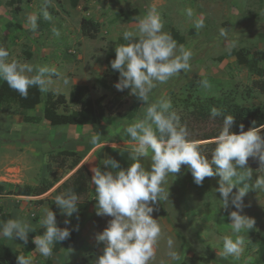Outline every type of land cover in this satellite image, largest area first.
I'll list each match as a JSON object with an SVG mask.
<instances>
[{"label":"rangeland","instance_id":"rangeland-1","mask_svg":"<svg viewBox=\"0 0 264 264\" xmlns=\"http://www.w3.org/2000/svg\"><path fill=\"white\" fill-rule=\"evenodd\" d=\"M9 1L0 0V46L9 51L8 61L30 63L34 67H55L60 73L59 78H52L48 91L41 92V104L28 114L34 116L43 113L48 92H53L55 95L63 94L68 98L75 85L89 87L96 85L97 90L91 91V97L93 99L103 97V102L110 111L106 112L108 116L105 117L104 125L102 122L96 128L94 125L51 128L56 129L58 133L65 131L75 135H86L98 132L103 134L102 137H111L114 139V144L109 145V148L123 149L120 155L113 156L119 163H123L120 164L121 167L132 163L128 158L132 145L124 129L135 119L143 117L146 106L130 94L124 96L122 105H117L115 96L118 91L114 87L117 82L113 80L112 73L107 69L105 59L107 54L115 55V47L119 45L118 39L123 37L122 33L125 30H135V18L143 17L152 7H155L161 16L163 31L167 33L171 29L179 31L185 38L183 46L191 50L193 56L190 60V70L181 71L180 75L166 84H158L150 94V103L161 98L167 99L171 101L173 110L181 112L184 100L190 95L204 98L226 96L242 106L264 108V93L253 87V81L264 80V75L257 76L250 73L247 68L236 63L235 57L227 56L226 42L219 36V29L225 28L229 30L230 38L238 41L235 50L246 48L252 51H264V0H80L76 8L72 7L68 0H51L47 11L52 16V20L46 21L41 17L35 31L26 24L27 16L32 13L39 14L44 7V0L31 2L22 0L20 5L22 10L18 15H14L13 8L8 6ZM189 7L194 12L191 18L186 15V9ZM83 17L92 19L99 25L100 34L97 39H89L82 35L80 21ZM200 18H203L205 26L196 30L194 22ZM54 28L60 32L59 37L53 34ZM64 78L68 79L67 84L64 83ZM99 79L106 81L107 88L98 84ZM204 79L211 84L210 89L206 90L201 86L200 81ZM17 111L16 103L8 99L4 113L16 116ZM137 112L139 116H135ZM53 136L54 134L50 133L48 140H52ZM56 138L58 139L57 136ZM49 141L39 142L38 147H34L32 151H26L22 145H16L19 139H11L6 142L8 145L0 148V167H26L15 174L0 172L8 179L20 181V184L16 182L8 184L7 191L17 193L19 187L39 188L52 181V176H46L45 168L46 157L54 150V146L49 144ZM141 163L146 170L150 169V158H143ZM99 166L104 170L100 163ZM258 166L253 167V178L264 175L256 171ZM219 179L218 176L206 177L203 185L197 186L187 166H182L180 173L175 176L171 174L168 176L164 187L169 191V198L161 200L155 206L159 211L153 213V218L158 220L161 228V235L156 246V257L150 264H170L167 255L169 238L173 240V247L180 255V260L171 264H180L185 257L191 255L189 251L194 252L187 247L184 237L178 231L182 225L189 226L202 243L203 253L198 256L205 264L208 263L206 256L210 253L214 254L210 252L211 249L221 253L219 256L216 255L217 258L226 259L227 256L223 255V238L228 236L235 239L237 235L233 233L231 221L228 219L229 212L236 209L234 207L228 210L222 209L220 194L216 192ZM236 190L233 189L234 192ZM90 195L93 204L89 206L88 211H85L83 217L75 223L65 225L64 220L70 218L60 213L57 226L71 228L78 225V228L82 227L84 231L92 228V220L96 215L94 185ZM47 197L27 196L20 198V202L16 203L15 207L18 209L16 219L28 222L36 230L29 233L27 245L22 241L20 251H24L22 254L25 256L32 255L31 252L35 249V245L31 242L33 237L43 234L44 230L40 227L43 209L49 208L50 204L54 203V200ZM47 201L48 206L47 203L45 204ZM23 202L26 204V210L23 214H19ZM27 202L32 203V208H28L30 203ZM244 203L248 206L241 214L256 221L254 230L239 234L245 239L244 250L240 257L247 259L254 254V248H258L260 239L264 237V191L250 190L244 198ZM76 232L78 231H72L68 239L70 242L63 244L67 246L58 253L59 255L53 252L55 257L45 259L36 254L33 256V264H47L48 261L55 260L56 262L52 264H67L66 256L76 246L71 244ZM77 245L79 246L74 249V258L78 256L77 250L87 248L85 241ZM103 248L102 243L96 248L92 246V249L85 254L86 259L93 254L102 255L103 252L100 253L99 250ZM60 253L64 256L63 254L60 256Z\"/></svg>","mask_w":264,"mask_h":264},{"label":"clouds","instance_id":"clouds-1","mask_svg":"<svg viewBox=\"0 0 264 264\" xmlns=\"http://www.w3.org/2000/svg\"><path fill=\"white\" fill-rule=\"evenodd\" d=\"M51 0H44L40 13L27 16L26 24L32 31L37 30L38 21L42 17L52 20L47 11ZM186 15L194 16L192 8L186 9ZM135 30H125L123 40L127 43L115 47V59L110 61L111 69L119 73L118 82L114 84L117 91L130 90L146 106L142 118L135 119L125 129L132 145L128 158L132 161L127 168H122L119 161L105 156L100 165L92 167L93 173L90 187L95 186L96 215L111 217L107 227L95 236L97 243H103V254L93 264H150L156 257V246L161 235L158 220L153 213L161 200H168L169 191L165 190L168 176L178 174L182 166H187L193 182L202 186L206 177H216L222 209L230 211L228 219L235 239L223 238V255L239 258L244 250L245 239L242 232L255 229L256 221L242 215L245 205L244 198L250 190L264 191V175L253 178V170L249 167V158L258 163L257 172L264 173V124L253 126L244 131L240 124V132L231 131L235 124L233 115L223 118L222 130L215 137L216 147L211 158L201 154V141L188 139L190 133L187 126L181 123V117L172 108L167 99L150 101V94L158 84H166L169 80L187 72L191 68L190 60L193 53L185 49L171 34L163 31V22L155 7L150 8L143 17L135 18ZM205 26L203 18L196 19V30ZM56 37L60 36L53 29ZM219 36L226 42L229 54L237 47L238 41L231 39L229 30L219 29ZM9 51L0 46V80L8 87L27 99L29 89L36 88L41 92L48 91L53 77H60L55 67L33 66L30 63L8 61ZM64 83L68 79L64 78ZM204 89H210L207 79L200 81ZM222 112L213 107L210 119L220 117ZM99 133L92 135L90 143L97 148L101 146ZM106 145V144H105ZM104 145V146H105ZM113 147V146H112ZM143 158H150V169L142 165ZM111 170H107V169ZM237 190L234 192L233 189ZM55 205L62 215L68 218L78 213L79 197L74 192L57 195ZM78 219V216H77ZM71 220L65 219L64 224L70 225ZM40 227L42 235H35L32 255L19 254L16 264H33V256L39 254L45 259L53 256L56 244L70 239L74 227L60 228L57 226L56 214L50 208L43 209ZM36 230L26 221L9 219L0 225V238L19 239L25 245L29 242V233ZM173 240L168 239V257L170 264L180 260V255L173 247Z\"/></svg>","mask_w":264,"mask_h":264},{"label":"trees","instance_id":"trees-1","mask_svg":"<svg viewBox=\"0 0 264 264\" xmlns=\"http://www.w3.org/2000/svg\"><path fill=\"white\" fill-rule=\"evenodd\" d=\"M31 2L32 0H28ZM72 7L76 8L80 0H68ZM22 0H10L8 6L13 8L14 15H18L21 12L20 5ZM81 33L84 37L89 39H97L100 34L99 25L92 19L83 17L80 21ZM171 36L177 41V44L183 45L185 38L180 34L179 31L171 29L169 32ZM126 41L123 37L118 39V44H125ZM227 56L235 57L236 63L240 66H244L248 71L254 75H264V51L262 50H250L241 48L238 50L233 49L231 54L227 53ZM115 59V55L107 54L105 63L107 69L112 73V78L115 82H118L119 73L112 70L110 61ZM105 76V75H104ZM98 84L104 88H107L108 84L103 79H99ZM253 87L259 89L264 93V80H254ZM97 90V86L91 87L87 85H75L67 98L63 94L55 95L53 92L47 93L45 100V106L43 110V116H31L28 114L29 111L34 110L42 102L41 91L36 88L29 89V95L27 99L22 98L18 92L10 89L6 82L0 80V113L4 112L5 103L8 99L14 101L17 105V115L23 117L25 123L36 124L40 120L47 121L52 126L61 125H75L85 126L100 123L106 117L108 111L106 104L103 102L104 98L93 99L91 97V91ZM130 90L123 92L118 91L116 94L117 105H122L124 102V96L129 94ZM215 107L222 112L220 117L210 119V111ZM110 112V111H108ZM134 114V112H133ZM181 117V123L187 126L190 133L188 139L201 141L200 148L201 154L207 158H211L212 151L216 147L215 137H217L222 130L223 118L226 115H233L235 117V124L231 129L232 132L239 134V125H244V131H247L253 126V121L256 122V126L264 124V108L262 107H247L235 103L233 100L226 96L219 97H200L198 95H190L189 98L184 100L183 108L181 112H177ZM70 157H76V153L72 151H60L58 153H50L48 169L50 175L55 177L53 182H49L44 187H19L17 194L25 196H39L50 190L56 182L61 178L60 174H54L53 165L66 167L67 159ZM79 160L74 159L70 167L72 169L78 164ZM258 165L257 162L249 158V167L253 170V167ZM54 174V175H53ZM91 173L86 166H82L75 171L66 181L58 187L54 194L60 195L61 192H74L79 197L78 213H74L73 217L70 218L71 223L77 222L85 213L88 204L91 201L90 195V180ZM5 189L4 186L0 185V194ZM51 208L56 214V220L59 219L60 210L51 203ZM1 212V211H0ZM78 216V219H77ZM11 219L10 214L3 213L2 221L6 222ZM111 217H94V225L96 227L97 234L101 233L106 227ZM62 228V227H60ZM178 231L184 237L187 247L191 248L194 252L202 254V243L198 237L192 232L190 227L182 225ZM69 240L58 243L55 245L53 252L57 253L60 250V246L65 243H69ZM24 251H17L12 253L6 246L0 244V264H16V257L22 254ZM264 263V237L259 241L257 249V257L254 264ZM47 264H52L48 261ZM180 264H186L182 261Z\"/></svg>","mask_w":264,"mask_h":264},{"label":"crops","instance_id":"crops-1","mask_svg":"<svg viewBox=\"0 0 264 264\" xmlns=\"http://www.w3.org/2000/svg\"><path fill=\"white\" fill-rule=\"evenodd\" d=\"M0 114H1V116H0V148H3L6 145H8L6 142L7 141L9 142L11 139H19V142L15 143L16 145H19V146L22 145L23 149H25L26 151L27 150L32 151L34 147L35 148L38 147L37 144L39 142L46 141L48 143V141H49L48 139H50V133H53L54 136H53L52 140L49 141V144L51 143L52 146H54V150H52L50 152L53 154L58 153L60 151L75 152L76 157L68 158L67 162H66V167H70V165L73 163L74 159L79 160L78 164L74 168L67 169V170H66V167L64 168V167H61L58 165L56 167H54L55 165H53L54 174L55 173L60 174L61 178L58 180V182H56L54 184V186L50 190H48L47 192H45L42 195L35 196L36 198L48 196L47 198L54 200L56 197V195L54 194L55 190L58 187H60L62 185V183L64 181H66L75 171H77V169H79L82 166H86L90 171V169L92 167L99 165L100 160L104 159L105 156L113 158V156H115V155H120L122 152L121 150H123V149H119V148H114V149L109 148V145L114 144V139H112L109 136H106V137L103 136L102 137L103 134H101V133H99L101 135V137H100L101 146L97 148L96 146L91 144L90 143V140H91L90 137H92L93 134L98 133V132H93V134H86V135H80V134L75 135V134H70V133L65 132V131L58 133L56 131V129L51 128L54 126L50 125L47 121H45L43 119L40 120L36 124H28V123L24 122L23 117L20 115L15 116V115L4 113V112H1ZM34 116L42 118L43 113L40 112V113H38V115H34ZM107 116H108V114L106 115V117ZM135 116H139L138 112L135 113ZM102 122H103L102 125H104L106 123L105 119L103 121H101L100 123H102ZM98 124L99 123L93 124V125L96 128ZM41 125L44 127L41 128L40 127ZM61 126H75V125H61ZM44 129H47L48 131H45ZM82 130H83V128H82ZM77 131H78V128H77ZM74 132H76V131H74ZM56 136L58 137V139L56 138ZM48 156L49 155H47V157H46V167H45L46 172H47L46 176H48V175L52 176V175H50L49 169H48V164H49ZM120 164H123V163L120 162ZM102 167H104V166L102 165ZM122 167H128V165L125 164ZM22 168H26V167H0V172H7V173L15 174V172H20ZM107 170H109V169H107ZM59 171H62V172L59 173ZM90 173H91V175L93 174L91 171H90ZM51 178H52L51 182H53L55 180V177L52 176ZM12 182H16L17 184H20L19 179L11 180V179H8L6 177V175L0 174V185L5 187L4 191L1 192V194H0V211H1L0 212V225H2V223H3V221H2V214L3 213L10 214L11 219H16V214H17L16 212L18 211V209L15 207L16 203L20 202L19 201L20 198L27 197L25 195H19L17 193H12L10 191H7L6 187H8V184H10ZM91 189H92V187H90V193H91ZM61 193H65V192H61ZM28 198H33V197H28ZM27 203H30V202H27ZM46 203L48 206V201L45 202V204ZM92 204L93 203L90 201V203L88 204L87 209H86L87 211L89 209V206ZM21 207L22 208L18 212L19 214H23V211L26 210L25 202H23V205ZM28 208H32V203L29 204ZM49 208H51V206ZM93 220H94V218H93ZM93 220H92L93 227L92 228L89 227L90 229H88V231H84V229L82 227H80L78 232H76L74 241L71 243L72 245L73 244L76 245L75 247H78L79 246V245H77L78 243L85 241L87 248L84 250H77L78 256L74 258V255H75V251H74L75 247H74L70 252H68V254L66 256V263L67 264H90V263H93L95 261V259H97L99 256H101V254L100 255H94L93 254L92 257H90L89 259H86L87 255H85L86 253H88L92 249V246H95V248L99 246V243H97L95 240V236L97 235V231H96V227L94 225ZM0 244L3 246H6L12 253H15V252L20 251L22 249L23 243L19 239L13 240V239H7V238H0ZM102 245H103V243H102ZM66 246L67 245L62 244L60 246V250L54 254L59 255L58 253L61 250H64V248ZM206 246H208V245H206ZM257 249L258 248H254V254L247 259L245 257L234 258L232 256H227L226 259L222 258V257L217 258L216 255L219 256L221 253L216 249L215 250L211 249L212 251H210V252H214V254L210 253L208 256H206L207 261H208L207 264H234V263H236V264H254V261L256 260V257H257ZM99 251H100V253L103 252L102 249H100ZM189 253L191 255H189V257L184 258V261L186 262V264H205L204 260L200 259L201 257L198 256L200 254H195L192 251H189ZM62 254L60 253V256H62ZM63 256H64V254H63ZM53 257H55V256H53ZM52 262H56V260L52 261Z\"/></svg>","mask_w":264,"mask_h":264}]
</instances>
